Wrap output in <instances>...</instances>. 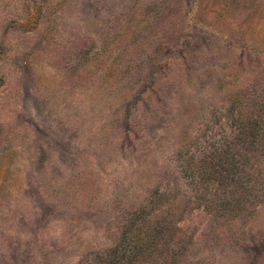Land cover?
<instances>
[{
    "label": "rangeland",
    "instance_id": "obj_1",
    "mask_svg": "<svg viewBox=\"0 0 264 264\" xmlns=\"http://www.w3.org/2000/svg\"><path fill=\"white\" fill-rule=\"evenodd\" d=\"M262 121L264 0H0V264H264L196 171Z\"/></svg>",
    "mask_w": 264,
    "mask_h": 264
},
{
    "label": "trees",
    "instance_id": "obj_2",
    "mask_svg": "<svg viewBox=\"0 0 264 264\" xmlns=\"http://www.w3.org/2000/svg\"><path fill=\"white\" fill-rule=\"evenodd\" d=\"M252 125L247 123L239 125V130L227 141L223 151L219 152L218 148H215L204 154L199 169L196 170L199 182H218V188L220 184L224 185L227 180H231L229 184L233 186L228 191L230 193L228 200L221 199L224 205L219 208L215 202L220 200L217 193L219 189L216 188L214 198L208 206L216 214L226 210H229V213L244 210L248 202L259 196L260 186L264 180V121L259 126ZM203 194L204 192H200L199 199ZM145 252L143 248L138 251L134 247L126 252L127 256L123 258L126 257L129 264H140L141 255Z\"/></svg>",
    "mask_w": 264,
    "mask_h": 264
}]
</instances>
